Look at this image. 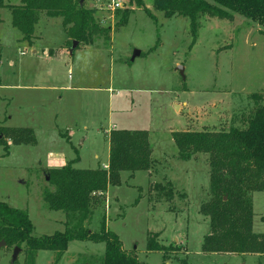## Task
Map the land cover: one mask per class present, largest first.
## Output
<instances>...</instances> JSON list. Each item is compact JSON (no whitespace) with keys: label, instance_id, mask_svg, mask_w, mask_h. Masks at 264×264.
I'll return each mask as SVG.
<instances>
[{"label":"rangeland","instance_id":"374dc122","mask_svg":"<svg viewBox=\"0 0 264 264\" xmlns=\"http://www.w3.org/2000/svg\"><path fill=\"white\" fill-rule=\"evenodd\" d=\"M20 1L5 0L0 9V127H30L36 142L14 144L0 135L7 142L0 143V202L26 210L34 236L71 229L79 216L67 218L44 201L45 192L56 189L44 167L55 164L54 158L76 156L67 131L80 150L74 166L95 169L107 159V127L148 130L154 165L134 176L122 172V185L97 195L90 231L100 233L105 219L124 249L145 264L163 263V252L147 250L151 233L169 247L166 264H264L257 254L203 252L210 232L209 218L200 212L211 198L208 155L182 159L172 135L248 125L264 103L253 96H264L260 25L240 14L205 16L194 39L187 18H166L153 0L143 2L156 20L132 0H118L126 8L116 10L106 8L110 0H85L96 24L108 31L96 32L88 45L78 41L71 53L74 39L61 17L42 15L36 40H24L9 8ZM136 49L141 55L132 62ZM52 53L58 55L47 56ZM169 180L171 201L155 188H168ZM253 203L254 232L264 234V192H255ZM105 247L73 240L63 255L38 251L35 264H102ZM13 250L0 248V264H11ZM25 257L23 245L18 261Z\"/></svg>","mask_w":264,"mask_h":264},{"label":"trees","instance_id":"16d2710c","mask_svg":"<svg viewBox=\"0 0 264 264\" xmlns=\"http://www.w3.org/2000/svg\"><path fill=\"white\" fill-rule=\"evenodd\" d=\"M132 1L156 20L143 0ZM5 6V0H0V9ZM153 7L162 11L166 18H187L194 39L198 35L200 20L205 16L231 19L240 14L258 23L264 34V0H153ZM9 8L12 25L29 42L35 36L42 15L61 17L72 39L87 45L96 32L108 31L99 28L93 11L80 4V0H21V4ZM253 96L255 100L264 99L260 94ZM0 135L14 144L36 142L31 128L0 127ZM172 135L182 159H190L196 154L208 155L211 198L201 205L200 212L209 218L210 232L204 236L203 252L264 255V234L253 230L252 197L254 192H264V103L256 107L245 128L232 126L221 130L178 131ZM0 143L7 145L3 140ZM152 154L148 130L116 129L110 133L107 168L78 169L73 166L77 158L62 168L48 170L50 183L56 188L44 194L49 209L62 211L67 218L71 214L79 216L77 224L63 232L34 236L29 213L0 202V242L5 240V247H20L21 251L25 245L24 262L17 259L11 264H35L41 250L63 255L73 240L104 242L102 264H145L134 252L124 249L120 237L107 229L105 219L100 233L90 231L87 221L99 203L94 193L102 194L109 186L121 185V173L124 171L131 172L133 176L137 171L150 170L155 163ZM167 185L168 188L157 184L155 188L171 201L175 190L170 180ZM156 236V233L149 234L147 250L163 252L162 264H166L170 259L169 247L161 245Z\"/></svg>","mask_w":264,"mask_h":264},{"label":"crops","instance_id":"0c3cea01","mask_svg":"<svg viewBox=\"0 0 264 264\" xmlns=\"http://www.w3.org/2000/svg\"><path fill=\"white\" fill-rule=\"evenodd\" d=\"M10 4V3H9ZM12 4H16L15 2L14 3H12ZM19 4H21V1H20V3H18V5ZM148 7V6H147ZM37 34L35 33V36H34V38H33V40H36L35 38L37 37L36 36ZM40 37V36H39ZM32 40V41H33ZM34 42V41H33ZM45 50H47V49H45ZM35 52V51H34ZM63 51H61L59 54H61ZM55 54H53L52 53V55H47L48 57L50 56H54ZM58 55V54H57ZM57 55H55V56H57ZM0 63H1V60H0ZM0 85H1V82H0ZM14 128H30V127H14ZM32 129V128H31ZM116 129H125V128H121L119 125H117L116 123H113L111 126H109V127H107V129H105V131H104V134L106 135V137H107V141H108V143H107V154H106V161H103V163H102V165H99V167H97V168H95V169H99V168H107L108 167V163H109V157H110V133L112 132V130H116ZM33 130V129H32ZM126 130H129V129H126ZM131 130V129H130ZM67 131V130H66ZM68 132V134H69V139H70V142H71V147L72 148H74V150H75V153H76V156L73 158L72 156H63V157H57V158H54V159H52V161L53 162H56L55 164H51V165H49V166H45L44 167V169H48V170H50V169H58V168H62V167H64V166H66L69 162H72V161H74L75 159H77L78 158V160L76 161V162H74L73 163V166H74V164L75 163H77V162H80L81 161V156H80V150L78 149V147L75 145V143L73 142V139H72V137H73V135L71 134V133H69V131H67ZM35 134V133H34ZM60 136H61V132H60ZM84 143V139H82L81 140V143H79L80 145L81 144H83ZM95 157H98V155L97 154H95ZM75 167V166H74ZM75 168H77V167H75ZM78 169H81V168H78ZM146 172V171H145ZM134 176V175H133ZM123 184V182H122V180H121V185ZM108 191V190H107ZM255 193V192H254ZM254 193H253V197H254ZM253 208H254V203H253ZM254 218H255V213H254ZM253 218V230H254V221H255V219ZM260 219H261V217H260ZM209 231V230H208ZM207 234H208V232H207ZM206 234V235H207ZM258 234V233H257ZM177 241H178V243L179 242H181L178 238L176 239ZM184 243V242H183ZM251 255H255V254H251ZM243 257L245 256V254L244 255H242ZM255 256H257V258L258 259H260V260H263V262H264V255H259V254H257V255H255ZM242 264H246V262H244V263H242Z\"/></svg>","mask_w":264,"mask_h":264},{"label":"water","instance_id":"95a60500","mask_svg":"<svg viewBox=\"0 0 264 264\" xmlns=\"http://www.w3.org/2000/svg\"><path fill=\"white\" fill-rule=\"evenodd\" d=\"M84 1L85 0H80V4L83 5L84 4ZM78 43L79 42L77 40H74L73 46L71 48V53L74 52V50H75L76 46L78 45ZM140 55H141V51L140 50H138V49L134 50L133 55L131 57V61L133 62ZM4 246H6V241L5 240H2L0 242V248H2ZM20 252H21V248L20 247H15L14 248V250H13V256H12V262H15L18 259V256H19Z\"/></svg>","mask_w":264,"mask_h":264},{"label":"built area","instance_id":"2783aa9c","mask_svg":"<svg viewBox=\"0 0 264 264\" xmlns=\"http://www.w3.org/2000/svg\"><path fill=\"white\" fill-rule=\"evenodd\" d=\"M106 8L111 10H116V9L126 8V6L125 3L120 2L118 0H110V2L106 5ZM94 194L101 195L100 192L98 193L95 192Z\"/></svg>","mask_w":264,"mask_h":264}]
</instances>
